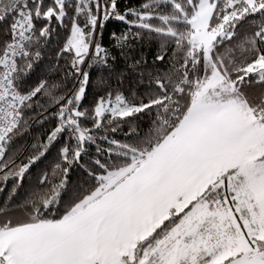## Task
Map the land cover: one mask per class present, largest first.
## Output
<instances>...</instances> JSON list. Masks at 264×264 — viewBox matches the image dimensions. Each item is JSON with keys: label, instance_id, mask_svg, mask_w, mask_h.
<instances>
[{"label": "snow or ice", "instance_id": "snow-or-ice-1", "mask_svg": "<svg viewBox=\"0 0 264 264\" xmlns=\"http://www.w3.org/2000/svg\"><path fill=\"white\" fill-rule=\"evenodd\" d=\"M0 264H264V0H0Z\"/></svg>", "mask_w": 264, "mask_h": 264}]
</instances>
